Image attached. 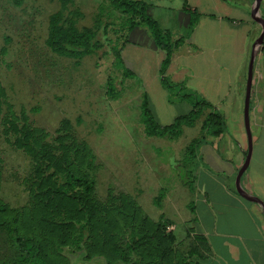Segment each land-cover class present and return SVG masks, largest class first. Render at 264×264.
<instances>
[{
	"label": "rangeland",
	"instance_id": "rangeland-1",
	"mask_svg": "<svg viewBox=\"0 0 264 264\" xmlns=\"http://www.w3.org/2000/svg\"><path fill=\"white\" fill-rule=\"evenodd\" d=\"M73 1L71 6L68 0H0V203L6 208L0 220L34 233L37 245H63L64 261L46 252L54 264H129L120 255L96 256L94 232L106 230L114 235L113 245H122L132 214L140 228L162 217L183 264L195 226L191 207L197 192L205 198L197 183L214 173L206 152L192 148L193 140L209 136L203 127L208 109L176 137L147 136L141 108L144 81L132 73L124 78L125 68L132 71L127 55L122 52L121 64L109 49H121L130 39L123 28L126 16L109 0ZM69 10L79 13L74 19L80 31L98 28L99 21L109 25L108 43L98 54L68 57L50 45L56 19ZM156 14L174 37L181 33L175 20L167 24L163 13ZM159 58L151 55L139 62L147 78ZM168 93L183 105L168 108L165 118L160 115L163 125L194 105L193 99L179 97L178 88ZM67 171L94 184L86 196L95 210V224L84 243L87 259L66 247L75 228L70 221L82 220L84 214L76 199L56 193ZM16 260L0 234V264Z\"/></svg>",
	"mask_w": 264,
	"mask_h": 264
},
{
	"label": "crops",
	"instance_id": "crops-1",
	"mask_svg": "<svg viewBox=\"0 0 264 264\" xmlns=\"http://www.w3.org/2000/svg\"><path fill=\"white\" fill-rule=\"evenodd\" d=\"M139 1L146 3L149 15L173 40L172 60L165 75L181 89L179 97L185 89L191 97L209 104L206 118L217 113L226 123L220 136L210 135L199 146L214 173L197 183V191L205 198L197 192L191 207L195 217L191 218L195 224L192 238L205 240L209 248L201 252L197 264H264L263 211L237 189L238 172L249 148L245 123L249 64L253 45L263 31L256 0ZM157 12L163 13L165 23L175 20L183 27L177 37L161 25ZM258 12L264 18V0H259ZM129 38L122 52L130 61L131 72L143 79L144 95L158 124L171 125L176 118L188 115L192 106L188 114H179L170 124L161 123L160 115L165 118L168 108L183 105L162 83L160 70L166 53L156 46L144 24L131 31ZM151 55L160 58L147 78L139 62ZM249 124L253 147L242 184L264 203V36L254 63Z\"/></svg>",
	"mask_w": 264,
	"mask_h": 264
},
{
	"label": "trees",
	"instance_id": "trees-1",
	"mask_svg": "<svg viewBox=\"0 0 264 264\" xmlns=\"http://www.w3.org/2000/svg\"><path fill=\"white\" fill-rule=\"evenodd\" d=\"M70 5H74L73 0H68ZM111 4L119 10L123 15L126 16V24L123 26L124 30L128 32L133 31L136 27L144 24L148 27L153 40L158 48L165 51L166 56L162 61L160 70L161 79L163 85L169 89L174 90L177 85L170 81L166 77V71L171 63L173 55V46L171 44L170 36L167 32H164L159 26L157 21L149 15L147 5L143 1L139 0H109ZM79 13L74 10H69L67 16L57 18L52 31L50 33V45L52 48L68 57L81 58L86 55L97 53L105 48L108 43V29L109 25L103 24L101 21L98 22V28L96 29H84L80 31L76 26L74 19L75 15ZM102 31V33H101ZM129 40V39H128ZM126 40L123 46L128 42ZM110 51L114 53L116 60L123 64L121 59L122 48L117 49L116 47L110 46ZM131 73L127 71L123 72L124 78L131 77ZM133 74V73H132ZM181 90V89H179ZM178 90V91H179ZM189 93L182 95L184 98H191L194 100L193 110L185 116L176 118L174 123L167 126H161L155 120L151 110L149 109L146 97L142 101V115L145 132L149 137H176L184 125L192 126L194 120L198 114L209 104L197 97H191ZM204 129L208 131V135L218 137L226 129V123L224 118L217 113L208 115ZM205 138L200 140L192 141V148L199 147L203 144ZM194 149L192 150V152ZM94 188L93 181L86 176H76L72 171H67L64 175V182L56 190V193L61 195L70 196L77 200L81 209L83 210V219H72L70 223L75 224L73 228L72 237L70 239L68 253L76 255L79 259H87L88 246L84 245L89 233L94 226L93 214L95 210L93 207H88L86 196L92 192ZM6 210L5 206L0 203V213ZM136 215L132 214L129 218V228L122 245L112 243L111 237L106 230L94 232L96 235L97 245H93V253L96 256H102L105 258H113L117 255L124 257L125 262L129 264H182L181 259L173 245L174 237L167 236L165 233V227L162 226V217L159 222L155 225L150 222L148 228H140L136 221ZM64 233V231H62ZM0 234L3 240L7 242L17 255L16 262L12 264H54V261L46 256V252L54 253V258H62V261L67 259V254L64 256L62 251L63 245H37V237L34 233H22L20 226L17 222H10L7 220H0ZM57 234H60L57 232ZM64 236V235H63ZM44 246L45 254L42 252ZM50 250H49V248ZM203 250H209L208 243L203 239H193L189 245V252L187 259L183 264H197L200 258V254ZM62 256V257H61ZM182 256V255H181ZM5 264H8L5 262Z\"/></svg>",
	"mask_w": 264,
	"mask_h": 264
},
{
	"label": "water",
	"instance_id": "water-1",
	"mask_svg": "<svg viewBox=\"0 0 264 264\" xmlns=\"http://www.w3.org/2000/svg\"><path fill=\"white\" fill-rule=\"evenodd\" d=\"M258 2L259 0H256L255 3V11L261 20V23L263 25V31L260 35V37L257 39V41L253 45V50H252V55L250 59V64H249V75H248V85H247V93H246V100H245V123H246V130L249 138V148L248 152L244 161V164L240 168L237 176V189L239 193L244 196L245 198L259 204L263 211L264 215V203L256 196L252 195L249 193L243 186L242 184V177L250 163L251 155H252V138H251V131H250V124H249V111H250V95H251V85H252V79H253V69H254V63L256 60V57L261 49V45L263 42V36H264V18L259 14L258 12Z\"/></svg>",
	"mask_w": 264,
	"mask_h": 264
}]
</instances>
